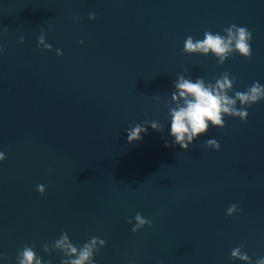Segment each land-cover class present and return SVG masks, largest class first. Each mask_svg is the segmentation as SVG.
I'll list each match as a JSON object with an SVG mask.
<instances>
[{"label":"water","instance_id":"water-1","mask_svg":"<svg viewBox=\"0 0 264 264\" xmlns=\"http://www.w3.org/2000/svg\"><path fill=\"white\" fill-rule=\"evenodd\" d=\"M232 24L252 32L251 59L183 53L188 36ZM0 48L4 264L24 245L60 264L61 232L78 249L103 239L96 264H243L230 258L240 246L253 264L264 256V101L186 151L165 146L177 76L215 84L228 72L229 96L264 85V0H0ZM146 120L163 131L129 143L125 129ZM136 213L152 227L133 234Z\"/></svg>","mask_w":264,"mask_h":264},{"label":"clouds","instance_id":"clouds-1","mask_svg":"<svg viewBox=\"0 0 264 264\" xmlns=\"http://www.w3.org/2000/svg\"><path fill=\"white\" fill-rule=\"evenodd\" d=\"M89 19H95V14L89 15ZM225 35L205 31L203 39L194 40L188 36L183 45V53L189 55H212L216 58L218 65H223L225 61L233 54H239L245 59H251L252 32L243 26L232 24L222 30ZM20 43H24V38H20ZM83 43V41H80ZM37 47L51 51L52 46L44 42V36L37 38ZM3 48H0V54H3ZM56 55H62L60 49H56ZM185 71H188L185 68ZM236 77L228 72L221 74L216 79L215 84H206L202 77L193 79L185 78L183 75L177 76L173 81L172 87L175 91L171 99L175 104L168 111L170 122L168 126V136L171 137V145L165 140V146H179L182 150H188L189 145L193 144L199 137L205 135L210 127L223 128L225 126V117L238 118L241 122H246L249 112L248 108L254 104L264 101V85L254 81L251 86L244 91H235L232 96L228 92L232 90ZM239 101V107H237ZM148 128L156 132H162L161 124L156 121H143L125 129L127 141L132 143L142 139L147 134ZM205 146L215 151L220 150V143L209 138L205 140ZM6 159L4 151H0V162ZM45 186L38 184L35 191L43 195ZM237 204H231L226 209V217H232L240 213ZM134 220V223H133ZM132 225L131 232L137 233L146 225L152 227V221L140 213H136L134 218L127 221ZM99 244V247L97 245ZM106 242L98 237H91L79 249L73 245L68 234L61 232L60 237L53 241L55 249L60 250L62 259L60 264H96L95 256L99 254L101 248L105 247ZM47 252L48 246L42 245ZM35 245H24L17 251L16 264H51L50 260H43L34 250ZM230 258L233 262L239 260L243 264H253L249 255L242 251V246L231 250ZM9 257L0 252V264L8 261ZM255 264H264V256L255 260Z\"/></svg>","mask_w":264,"mask_h":264}]
</instances>
